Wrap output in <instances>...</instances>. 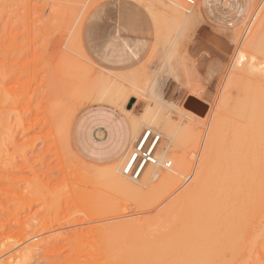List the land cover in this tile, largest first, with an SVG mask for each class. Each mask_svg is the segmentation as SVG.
Returning <instances> with one entry per match:
<instances>
[{
    "label": "rangeland",
    "instance_id": "obj_1",
    "mask_svg": "<svg viewBox=\"0 0 264 264\" xmlns=\"http://www.w3.org/2000/svg\"><path fill=\"white\" fill-rule=\"evenodd\" d=\"M177 1L180 8L170 0H0L1 261L264 264V186L250 203V181L227 188L221 177L233 156L226 126L235 141L249 124L255 135L260 115L264 123V0H253L250 24L225 30L198 18V3ZM104 11L106 29L128 23L148 40L138 60L100 61L87 32ZM106 79L126 92L122 110L139 116L136 133L160 135L156 156L171 167L157 170L182 157L184 177L159 185L140 175L128 179L134 190H121L111 166L73 152L71 122L102 102ZM187 97L208 107L204 116L184 113Z\"/></svg>",
    "mask_w": 264,
    "mask_h": 264
},
{
    "label": "crops",
    "instance_id": "obj_2",
    "mask_svg": "<svg viewBox=\"0 0 264 264\" xmlns=\"http://www.w3.org/2000/svg\"><path fill=\"white\" fill-rule=\"evenodd\" d=\"M253 3V0H201L195 13L216 29H238L251 17ZM110 18L105 11L94 13L90 18L88 38L98 48L100 61L113 67L138 60L148 40L132 31L133 25L128 23L106 29L104 21ZM132 107L128 104V108ZM142 131L140 127L134 134L128 116L118 109L103 103L91 104L72 120L70 146L80 159L90 164L105 165L121 158L125 162Z\"/></svg>",
    "mask_w": 264,
    "mask_h": 264
},
{
    "label": "bare ground",
    "instance_id": "obj_3",
    "mask_svg": "<svg viewBox=\"0 0 264 264\" xmlns=\"http://www.w3.org/2000/svg\"><path fill=\"white\" fill-rule=\"evenodd\" d=\"M170 1L173 3V6H179V8H180V5L178 4L177 0H170ZM188 8H192V7H188ZM189 13L190 12H188V14ZM256 15H257V13H256ZM255 17L256 16L254 14L253 16H251L248 19L249 24L251 23L250 21L253 18L255 19ZM245 50H246V46H244V48H241V49L238 50V52L236 53V55H235V57H234V59L232 61V65L230 67L231 69H233V68L238 69L240 67V65L242 64V62H243V60L245 58ZM258 69H259V71L263 72V74H264V68H262V70H261V68H258ZM108 80L109 79L105 80L107 82V84H108L107 91L103 92L99 96V99L96 98V100H100V101L102 100L101 103L108 104V105H110V106H112V107H114L116 109L118 107L121 111H123L122 108H123V106H125V104H126V102L128 100L127 94L124 91L122 86L115 85L112 81H110L108 83ZM101 86H102V84H101ZM184 101L182 103V109H183L184 113L186 115L190 116V117L199 118L198 116H196V113H194V112H192V111H190V110H188V109L183 107ZM97 102H99V101H97ZM145 110H147V109H145ZM123 112H124V114L126 116H128L129 120H131L130 123L132 125L133 130L135 131L134 134H136L135 126L133 125L132 120L138 118L139 116H137V115L136 116L135 115H128L129 111H126V112L123 111ZM144 116H145V118L147 120H149L151 122L155 121V118H154V116L151 113H146V114H144ZM262 116H264V115H262ZM260 118L261 119L257 122V125L254 128L255 135L253 137H250V124L245 127V130L243 132L238 134V137H240L241 139H238V140H235V141L234 140L231 141L233 133L228 128V126H226V130H224L222 132L223 135H225V136H227L229 138L230 142H228V140H227V142L231 145V148H232V151H231L232 153H230L231 156L233 154V156L231 157L232 160L231 161L229 160L230 162H228V164H226L227 165V167H226L227 169L224 170L226 172L222 173V175H221L222 180L224 181V184L227 183L225 181H230V183L232 184L235 181L237 182L238 180H242V179H243V181H244V179H245V181L246 180L250 181V183H249L250 184V188H249L250 192L248 193V194H250V197L252 198V200H250V203H251V201L252 202L256 201L258 203H259V201H261L260 197L262 196V194H258L257 193L258 194V196H257V194L255 192H257V191L261 192L260 191V190H262L261 187L264 186V123H263L261 115H260ZM221 129L222 128L215 129L211 133L212 139L214 137L216 138L217 135L220 134ZM224 143H226V142H224ZM234 147L236 149H234ZM165 153H167V152H165ZM252 153L253 154L257 153V155H253ZM158 158L161 161V158L160 157H158ZM181 158H178L179 161H175L174 167L172 169H170L169 171H167L166 173H160L157 170V167L160 166V162H159V164L154 166V168L150 172L148 171L149 170L148 167H145V169L141 173V176L142 175L143 176L146 175V176H148V179H150V180H157L158 181L157 183L159 185H163V184H167V183L173 182V181H175L176 179H178L180 177L182 178V177H184L183 175L185 174L186 170H188L187 169L188 165L185 162H184L185 163L184 164L183 163L184 160H183V158L182 159ZM231 158H228V159H231ZM123 162H124V158H121V159H119V160H117L115 162H112V163H109V164H105L104 166H111L112 167L110 179L112 181V184H114L115 187H118L121 190H129V191H131V190H134L135 187L133 186V184H131L128 181L129 178L123 177L121 175H116L118 173L117 166L121 165ZM173 162H174V160H173ZM185 165H187V166H185ZM221 177L219 179L220 181H221ZM231 181H233V182H231ZM135 182H137V181H135ZM222 183L220 182V184H222ZM235 183H234V186L236 187ZM240 184H241V182H240ZM249 184H248V186H249ZM225 186H228L227 188H230L229 184L228 185L225 184ZM224 188H226V187H224ZM233 189L235 191L236 188H234L232 186V190ZM240 190H241V188H240ZM253 192L255 193V195H253L254 194ZM259 195H261V196L259 197ZM253 197H255L254 201H253ZM257 197L260 198L259 201L256 200ZM230 198L232 199V196ZM233 198H235V197H233ZM22 253H23V251H22ZM19 254L21 255V253H19ZM24 254H26V253H24ZM15 256H12L10 261H8V262L6 261V263L4 261L0 260V264H14ZM19 259H20V256H19ZM19 261H17V262H19ZM15 264H16V262H15Z\"/></svg>",
    "mask_w": 264,
    "mask_h": 264
},
{
    "label": "built area",
    "instance_id": "obj_4",
    "mask_svg": "<svg viewBox=\"0 0 264 264\" xmlns=\"http://www.w3.org/2000/svg\"><path fill=\"white\" fill-rule=\"evenodd\" d=\"M187 7H194L201 0H180ZM160 142V135L151 129H144L132 148L126 159L121 174L130 180H137L142 171L147 166H156L159 164L156 152ZM132 157H135L133 160ZM131 164L130 168L127 166ZM165 169L171 167L170 161H164L160 164ZM127 168V170H125Z\"/></svg>",
    "mask_w": 264,
    "mask_h": 264
},
{
    "label": "water",
    "instance_id": "obj_5",
    "mask_svg": "<svg viewBox=\"0 0 264 264\" xmlns=\"http://www.w3.org/2000/svg\"><path fill=\"white\" fill-rule=\"evenodd\" d=\"M183 107L196 113L198 116H204L208 110V107L201 103L194 97H187L184 101Z\"/></svg>",
    "mask_w": 264,
    "mask_h": 264
},
{
    "label": "snow or ice",
    "instance_id": "obj_6",
    "mask_svg": "<svg viewBox=\"0 0 264 264\" xmlns=\"http://www.w3.org/2000/svg\"><path fill=\"white\" fill-rule=\"evenodd\" d=\"M132 159L134 160L135 159V157H132ZM131 167V164H129L128 166H127V168H130ZM127 168L125 169V170H127ZM190 179V178H189Z\"/></svg>",
    "mask_w": 264,
    "mask_h": 264
}]
</instances>
